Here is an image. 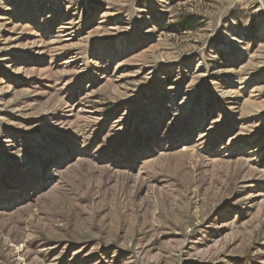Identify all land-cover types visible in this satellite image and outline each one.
Listing matches in <instances>:
<instances>
[{
	"label": "rangeland",
	"instance_id": "374dc122",
	"mask_svg": "<svg viewBox=\"0 0 264 264\" xmlns=\"http://www.w3.org/2000/svg\"><path fill=\"white\" fill-rule=\"evenodd\" d=\"M0 264H264V0H0Z\"/></svg>",
	"mask_w": 264,
	"mask_h": 264
},
{
	"label": "trees",
	"instance_id": "16d2710c",
	"mask_svg": "<svg viewBox=\"0 0 264 264\" xmlns=\"http://www.w3.org/2000/svg\"><path fill=\"white\" fill-rule=\"evenodd\" d=\"M195 22H196L195 17L192 14H189V15H184L183 17H181L178 20L177 24H179L180 27L185 29V28H190V27L194 26ZM134 134L135 135L139 134V132L138 131L134 132ZM126 138H129L128 134H126V133L124 135L122 134L118 140V143L123 144V142H125L127 140ZM35 177H36V175H35Z\"/></svg>",
	"mask_w": 264,
	"mask_h": 264
}]
</instances>
